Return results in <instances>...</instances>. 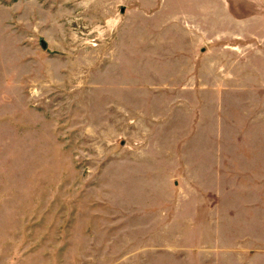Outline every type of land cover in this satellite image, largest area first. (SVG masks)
Instances as JSON below:
<instances>
[{
    "label": "rangeland",
    "instance_id": "374dc122",
    "mask_svg": "<svg viewBox=\"0 0 264 264\" xmlns=\"http://www.w3.org/2000/svg\"><path fill=\"white\" fill-rule=\"evenodd\" d=\"M0 264H264V0H0Z\"/></svg>",
    "mask_w": 264,
    "mask_h": 264
}]
</instances>
